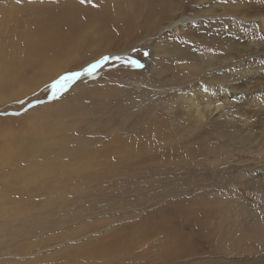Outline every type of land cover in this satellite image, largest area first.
Segmentation results:
<instances>
[{
	"label": "rangeland",
	"instance_id": "obj_1",
	"mask_svg": "<svg viewBox=\"0 0 264 264\" xmlns=\"http://www.w3.org/2000/svg\"><path fill=\"white\" fill-rule=\"evenodd\" d=\"M124 1L0 0V264H264L261 0Z\"/></svg>",
	"mask_w": 264,
	"mask_h": 264
},
{
	"label": "bare ground",
	"instance_id": "obj_2",
	"mask_svg": "<svg viewBox=\"0 0 264 264\" xmlns=\"http://www.w3.org/2000/svg\"><path fill=\"white\" fill-rule=\"evenodd\" d=\"M126 1V0H125ZM125 1L123 2V4L125 3ZM129 1V0H128ZM138 1V4H139V0H137ZM137 1H135V2H137ZM142 1V0H141ZM145 2L147 1V0H144ZM143 1V3H145ZM152 1H154V0H152ZM159 2H160V4H156L157 2H155V5L154 6H150V8L146 11V12H148V13H146L145 15H144V17H145V19H148L149 21H150V18H151V16L153 15V14H155V13H157L159 10H163V11H165V12H171V10L173 9V3L176 1V0H158ZM103 2V1H102ZM109 2V1H108ZM116 2H117V0H116ZM131 2V1H130ZM150 2V1H149ZM261 3V5H262V11L264 12V0H261L260 1ZM120 3H122V1L120 2ZM132 3V2H131ZM140 3H142V2H140ZM148 3V2H147ZM111 4H113L112 6L114 7V5H116V3H111ZM111 4H107V5H110L109 6V8L111 7ZM134 4V3H133ZM162 4V5H161ZM141 5V4H140ZM145 5V4H144ZM251 6V5H250ZM130 7V6H129ZM240 7V6H239ZM101 7H99V9H100ZM124 8L126 9V7L124 6ZM138 8V7H137ZM142 8V7H141ZM141 8H140V10H141ZM143 8H144V6H143ZM236 8H237V5H236ZM241 8H242V10H236V9H233L232 7L230 8V6H228V7H226V9L224 10L225 11V13H227V15L228 14H233L234 12L235 13H237V15H239L240 17H242V18H245L246 17V15H247V12H248V10H246L245 8H243L242 6H241ZM258 8V7H257ZM107 9V8H106ZM108 10V9H107ZM130 10H131V7H130ZM140 10H136V11H138L139 13H140ZM251 10V9H250ZM254 9H252L251 11H253ZM256 10V9H255ZM99 11V10H98ZM123 11H124V9H123ZM223 11V12H224ZM137 12V13H138ZM117 13H118V11H117ZM123 13H125V12H123ZM139 13L137 14V15H139ZM102 14H107V12L105 13V11H104V13H102ZM128 14V13H127ZM254 14V13H253ZM87 15H89V14H87ZM117 15V14H116ZM120 15V14H119ZM171 15V14H170ZM173 15V14H172ZM257 15V14H256ZM125 15H123L122 16V18L124 17ZM148 16V17H147ZM154 16V15H153ZM164 16H168V15H164ZM249 16V15H248ZM87 17H89V16H87ZM253 17V16H252ZM256 17V16H255ZM262 18L261 19H259V17H258V20H261V22H262V25H261V28H262V33H263V36H264V13H263V16H261ZM115 18V17H114ZM121 18V19H122ZM125 18V17H124ZM130 18V17H129ZM120 19V20H121ZM163 19V18H162ZM251 19H255V18H251ZM111 20V19H110ZM110 20L108 19V16H103L102 15V17L100 16L99 18H95V17H93V15H91L90 14V17L89 18H87L86 19V21H85V23L83 22V23H80V24H73V23H70L69 25H68V27L70 26L71 27V29L69 30V32L68 33H70V34H68L67 33V35L65 34H63L61 31L60 32H58L57 33V35L59 34V35H62V37H60V39H58L57 41H55L54 42V44L56 45V44H62L63 43V45L61 46V47H59V45H58V49L57 50H55V51H59V50H62L63 51V49H65L67 52L68 51H70L69 49V46H66V44L67 45H69V44H71V43H73V42H75V40H71V38L72 39H92L93 37H96V38H104V39H107V38H109L110 37V35H108L107 33H109L110 34V32H112V24H111V22H110ZM114 21H116V20H114ZM113 21V22H114ZM146 21V20H145ZM257 21V20H256ZM117 22H120V21H117ZM124 22V21H123ZM128 23H129V21H127ZM155 22V21H154ZM77 23V22H76ZM93 23H95V24H93ZM152 23H153V21H152ZM119 24V23H118ZM126 24V23H125ZM124 24V25H125ZM156 24V23H155ZM158 24H160V23H158ZM114 25H116V24H114ZM123 25V24H122ZM120 26V25H119ZM126 26V25H125ZM155 26V25H154ZM120 27H122V26H120ZM147 27V26H146ZM219 27V26H218ZM124 28V27H123ZM130 28V27H129ZM176 28V27H175ZM123 30V29H122ZM132 30V29H131ZM117 31V30H116ZM125 31L126 30H124V31H122L119 35L120 36H123V38H124V36L126 37V35H125ZM120 32V31H119ZM144 32V31H143ZM176 32V31H175ZM131 36V35H130ZM58 38V37H57ZM63 41H62V40ZM129 39H130V37H129ZM208 39V38H207ZM209 40V39H208ZM208 40H207V42H208ZM46 41V40H45ZM38 42V43H40V44H43V45H39L37 42H33L32 44H34L35 43V45H39V47L41 48V47H43V46H46V44L48 43V42ZM25 42V41H24ZM211 42V41H210ZM72 45V44H71ZM126 45V44H125ZM213 45V44H212ZM223 45V44H222ZM219 46H220V44H219ZM6 47V49H7V45L5 46ZM49 47V46H48ZM122 47H124V46H122ZM208 48V47H207ZM51 49H53V48H51ZM220 49H221V47H220ZM180 50V49H179ZM72 51H73V48H72ZM183 51H186V49L184 50L183 49ZM167 52V51H166ZM179 52V51H178ZM187 52V51H186ZM185 52V53H186ZM182 53V52H181ZM192 54V53H191ZM114 57V54L113 55H111V57ZM179 56V55H178ZM188 56V55H187ZM110 57V58H111ZM183 57V56H182ZM7 58V57H6ZM19 60V59H18ZM18 60H16L17 62L16 63H18ZM27 60V59H26ZM205 60V59H204ZM193 61V60H192ZM7 63V60L6 59H3L2 60V66H3V64L4 63ZM193 63V62H192ZM15 64V63H14ZM192 65V64H191ZM190 65V66H191ZM180 67V66H179ZM6 68V67H5ZM4 68V69H5ZM22 69V68H21ZM203 69V68H202ZM24 70V69H23ZM188 70V69H187ZM263 70V69H262ZM4 71H7V70H4ZM196 71V70H195ZM177 76V75H176ZM247 77H250V76H247ZM262 78H263V82H264V70H263V73H262ZM250 79V78H249ZM249 79H248V83H249ZM14 82H16V81H14ZM7 85L5 84V85H2V86H0V87H3V88H5ZM263 92H264V83H263ZM207 94V93H206ZM206 96V95H205ZM208 96V95H207ZM214 97V96H213ZM209 102V101H208ZM203 103H204V101H203ZM207 103V102H206ZM219 105H221L220 103L219 104H215L214 106H213V108H212V111L214 112L215 111V113L216 112H219L218 110H219ZM197 106V105H196ZM209 106H210V104H207V107H208V109H209ZM260 110V109H259ZM257 112H259V111H257ZM198 113V112H197ZM205 113V112H204ZM257 114H260L261 116H262V119L264 120V106H263V108H262V110L259 112V113H257ZM198 116H201V115H199V114H197ZM257 117V116H256ZM258 118H260V117H258ZM130 151V148L129 149H127V151H123V149L121 150V151H119V152H122L121 154L122 155H124V153H127V152H129ZM51 171V170H50ZM48 173H51V172H48ZM56 173V172H55ZM58 173V172H57ZM54 174V173H53ZM53 174H52V176H53ZM56 176H57V174H55ZM54 175V176H55ZM50 176H51V174H50ZM49 178V177H48ZM54 178V177H53ZM52 178V179H53ZM56 178H58V177H56ZM50 179V178H49ZM51 180V179H50Z\"/></svg>",
	"mask_w": 264,
	"mask_h": 264
},
{
	"label": "snow or ice",
	"instance_id": "obj_3",
	"mask_svg": "<svg viewBox=\"0 0 264 264\" xmlns=\"http://www.w3.org/2000/svg\"><path fill=\"white\" fill-rule=\"evenodd\" d=\"M83 2V0H82ZM147 55V53H145ZM107 57L103 58V61H96L95 63H92L88 65L82 72L76 71V72H71L69 74H65L61 76L55 83H53L52 88H53V96L56 95L57 92L63 90L64 88L67 87V85L76 79H78L82 75H92V73L97 69V67L102 63L107 61ZM132 65L135 67H142L141 64H139L138 61L133 60Z\"/></svg>",
	"mask_w": 264,
	"mask_h": 264
}]
</instances>
